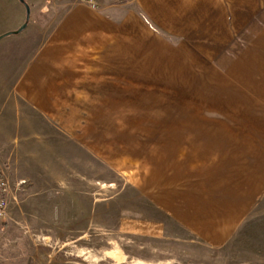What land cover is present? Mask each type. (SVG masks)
<instances>
[{"label": "crops", "instance_id": "crops-1", "mask_svg": "<svg viewBox=\"0 0 264 264\" xmlns=\"http://www.w3.org/2000/svg\"><path fill=\"white\" fill-rule=\"evenodd\" d=\"M98 1L0 0V160L131 171L236 235L264 197V0Z\"/></svg>", "mask_w": 264, "mask_h": 264}, {"label": "rangeland", "instance_id": "rangeland-1", "mask_svg": "<svg viewBox=\"0 0 264 264\" xmlns=\"http://www.w3.org/2000/svg\"><path fill=\"white\" fill-rule=\"evenodd\" d=\"M234 39L207 40L226 51ZM8 167L0 264H264V197L236 235L211 240L169 213L158 188L137 184L134 172L96 163L73 173Z\"/></svg>", "mask_w": 264, "mask_h": 264}, {"label": "built area", "instance_id": "built-area-1", "mask_svg": "<svg viewBox=\"0 0 264 264\" xmlns=\"http://www.w3.org/2000/svg\"><path fill=\"white\" fill-rule=\"evenodd\" d=\"M54 1V0H48ZM79 2L90 5L93 8L99 7L98 0H78ZM11 192V183L9 177V167L0 160V230L8 216V198Z\"/></svg>", "mask_w": 264, "mask_h": 264}, {"label": "water", "instance_id": "water-1", "mask_svg": "<svg viewBox=\"0 0 264 264\" xmlns=\"http://www.w3.org/2000/svg\"><path fill=\"white\" fill-rule=\"evenodd\" d=\"M27 12H28V14H30V8H29V6H27ZM26 25H27V24H24V25L22 26V29L25 28Z\"/></svg>", "mask_w": 264, "mask_h": 264}]
</instances>
